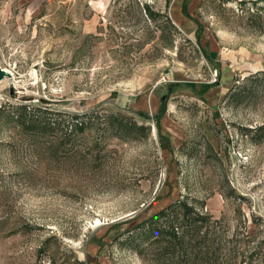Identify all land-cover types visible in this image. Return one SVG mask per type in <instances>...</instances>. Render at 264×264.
<instances>
[{
    "label": "rangeland",
    "instance_id": "rangeland-1",
    "mask_svg": "<svg viewBox=\"0 0 264 264\" xmlns=\"http://www.w3.org/2000/svg\"><path fill=\"white\" fill-rule=\"evenodd\" d=\"M183 1L0 0V264H264V0Z\"/></svg>",
    "mask_w": 264,
    "mask_h": 264
},
{
    "label": "trees",
    "instance_id": "trees-1",
    "mask_svg": "<svg viewBox=\"0 0 264 264\" xmlns=\"http://www.w3.org/2000/svg\"><path fill=\"white\" fill-rule=\"evenodd\" d=\"M182 12L184 15H186L187 17L191 18V15L188 11V0H184L183 1V5H182ZM202 31V25L199 23V26H198V29H197V37H198V40H200V32ZM163 116V111H161L160 113L157 114V120L159 121ZM35 118H39V117H36ZM52 120V121H51ZM50 121H48L47 119V125H50V124H54V120L51 118ZM58 123H60V121H57ZM45 125V126H47Z\"/></svg>",
    "mask_w": 264,
    "mask_h": 264
},
{
    "label": "water",
    "instance_id": "water-1",
    "mask_svg": "<svg viewBox=\"0 0 264 264\" xmlns=\"http://www.w3.org/2000/svg\"><path fill=\"white\" fill-rule=\"evenodd\" d=\"M4 76H5L4 72H3V70L0 67V81L3 79Z\"/></svg>",
    "mask_w": 264,
    "mask_h": 264
},
{
    "label": "bare ground",
    "instance_id": "bare-ground-1",
    "mask_svg": "<svg viewBox=\"0 0 264 264\" xmlns=\"http://www.w3.org/2000/svg\"><path fill=\"white\" fill-rule=\"evenodd\" d=\"M0 67L3 70V72H4V75L6 76L7 75V69L6 68H3L1 65H0Z\"/></svg>",
    "mask_w": 264,
    "mask_h": 264
}]
</instances>
